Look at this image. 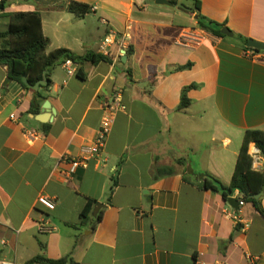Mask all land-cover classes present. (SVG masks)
<instances>
[{
    "label": "crops",
    "instance_id": "obj_1",
    "mask_svg": "<svg viewBox=\"0 0 264 264\" xmlns=\"http://www.w3.org/2000/svg\"><path fill=\"white\" fill-rule=\"evenodd\" d=\"M168 1L5 0L0 25L12 13H40L48 53L100 54L111 28L127 36V49L119 58L113 46L110 61L75 64L73 73L53 68L51 86L38 91L43 98L0 65V261L27 264L43 255L70 256L74 264H264V218L252 204L233 209L203 188L210 176L230 185L245 131L264 130V52L249 58L237 37L264 43V0H198L199 9L197 0ZM72 2L89 10L73 13ZM200 15L235 36L203 30ZM117 91L126 108L112 116L100 157L66 178L63 157H78L93 142ZM30 129L36 139L25 135ZM263 165L260 153L253 167ZM165 168L174 173L158 175ZM90 200L91 220L83 223ZM97 204L104 207L94 227ZM232 211L246 226L226 216ZM43 220L53 232L39 231Z\"/></svg>",
    "mask_w": 264,
    "mask_h": 264
},
{
    "label": "trees",
    "instance_id": "obj_2",
    "mask_svg": "<svg viewBox=\"0 0 264 264\" xmlns=\"http://www.w3.org/2000/svg\"><path fill=\"white\" fill-rule=\"evenodd\" d=\"M197 9H199V1L197 0ZM176 4V2H174ZM5 10V0L0 2V11ZM68 10L78 15L85 14L89 7L80 3L72 2L68 6ZM9 18L8 29L0 32V65L8 68L9 78L19 82L28 89L23 83V78H27L30 84L35 85L44 79L46 72L53 68L63 65L67 60H71L74 64L82 65L86 62L97 64L101 61H110V57L96 54L93 52L84 55L76 54L68 49L60 48L48 51L49 39L44 35L42 28V18L38 12H17L7 15ZM199 26L216 36L225 38L221 30L226 26L214 21H208L203 16H199ZM245 45L249 38L237 36ZM245 51L263 52L245 47ZM190 67L186 65L178 67L185 69ZM78 75L83 77L81 69L77 71ZM48 85L43 87L47 89L51 86L52 81L47 74ZM186 90L183 92L181 107H187L189 100L186 96ZM37 96L43 98L41 92H35ZM255 145L264 159V130L250 129L245 131L243 143L239 152L236 168L230 185H224L219 179L210 176L206 180L203 188L213 190L220 193L225 201H228L236 191L243 195L246 203L252 204L256 211L264 218V196L255 199L254 196L264 193V165L263 169L257 171L253 167V158L250 153V146ZM170 168L159 169L158 175L165 176L173 174ZM113 189L111 191V194ZM94 202L89 201L83 210L81 217L83 223L91 220L90 214ZM102 219V212L97 216L95 225ZM27 264H74L73 259L68 256L59 260L48 259L43 255H38L31 259Z\"/></svg>",
    "mask_w": 264,
    "mask_h": 264
},
{
    "label": "built area",
    "instance_id": "obj_3",
    "mask_svg": "<svg viewBox=\"0 0 264 264\" xmlns=\"http://www.w3.org/2000/svg\"><path fill=\"white\" fill-rule=\"evenodd\" d=\"M93 10L95 11L96 7H94ZM102 22L104 24H108V21L104 18L102 19ZM116 45L119 46L120 48V51L118 53V57L120 58L126 54L127 36L120 35L114 29L111 28L108 30L107 35L102 41L99 52L100 54L109 57L111 55V48ZM246 55L249 58H252L254 52L248 51L246 52ZM63 65L68 69L69 73L74 72L75 64L71 60H67ZM121 99H122L121 93L120 91H117L112 99V102L106 105L107 114L104 117L101 128L99 129L97 136L93 140V142L90 144L83 145L81 147V152L78 157L70 158L66 155L63 157L62 160L69 164V169L66 172H64L66 178L74 177V175L77 173V171L80 168L86 169L91 160L98 159L100 157L103 149L105 148L108 136L111 131L112 116L114 115V113L120 110H125L126 108L122 104ZM11 119H15V115H11ZM25 135L29 138L36 139L38 137V131L34 129L26 130ZM259 155H260V150L258 148H256L254 151L251 152V156L254 162L259 159ZM238 194H240L238 197L239 207H244L246 202L243 199V195L240 192ZM232 197L235 198L234 195ZM39 201L44 203L48 207H54L56 204V201L54 199L46 196H41ZM226 216L230 217L234 221V223H236L237 225L240 224L242 227L246 226L247 224L239 211L226 212ZM39 231L41 233H51L53 232V227H51L48 221L43 220L39 223ZM2 244L5 245L6 242L2 241ZM0 264H14V263L12 261L4 260V261H0Z\"/></svg>",
    "mask_w": 264,
    "mask_h": 264
},
{
    "label": "water",
    "instance_id": "obj_4",
    "mask_svg": "<svg viewBox=\"0 0 264 264\" xmlns=\"http://www.w3.org/2000/svg\"><path fill=\"white\" fill-rule=\"evenodd\" d=\"M156 3L158 5H169V6L173 5V3H171L168 0H156ZM221 33L223 35L227 36V37H230V38H233L235 36L234 33L227 27H224L221 30ZM247 47L250 48V49H255V50H259V51H263L264 52V43L256 41V40H253V39H249V41L247 42ZM23 83H24L25 86H27L32 91L38 92L41 87L48 85L47 72L44 75V79L42 81L38 82L35 85L30 84V82L28 81V79L26 77L23 78ZM44 109H46V110L50 109L48 102L44 104ZM52 113H54V112H52ZM43 119L44 118H39V121L44 122ZM189 169L191 170L190 173H192V166L191 165L189 166ZM262 196H264V193L255 195L254 198L255 199H260ZM228 203L233 209H239V202H238V200L236 198H232V197L229 198L228 199ZM102 207H104L103 204H97L93 215L97 216L98 212L100 211V209Z\"/></svg>",
    "mask_w": 264,
    "mask_h": 264
},
{
    "label": "rangeland",
    "instance_id": "obj_5",
    "mask_svg": "<svg viewBox=\"0 0 264 264\" xmlns=\"http://www.w3.org/2000/svg\"><path fill=\"white\" fill-rule=\"evenodd\" d=\"M1 22H2L1 25H3L4 23L9 25V18L8 17H4L3 21H1ZM8 25L7 26L5 25L6 27H4V26L3 27L7 30L8 29Z\"/></svg>",
    "mask_w": 264,
    "mask_h": 264
}]
</instances>
